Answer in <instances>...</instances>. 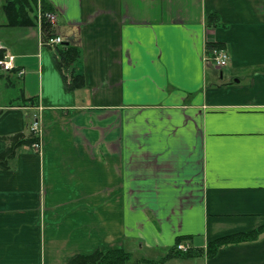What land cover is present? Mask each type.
Wrapping results in <instances>:
<instances>
[{
	"label": "crops",
	"instance_id": "1",
	"mask_svg": "<svg viewBox=\"0 0 264 264\" xmlns=\"http://www.w3.org/2000/svg\"><path fill=\"white\" fill-rule=\"evenodd\" d=\"M44 1L80 57L60 67L35 19L10 23L0 0L15 56L0 70V156L42 125L40 151L0 164V264L116 248L149 264H264V230L208 251L264 226V0ZM178 242L191 253L168 255Z\"/></svg>",
	"mask_w": 264,
	"mask_h": 264
},
{
	"label": "trees",
	"instance_id": "2",
	"mask_svg": "<svg viewBox=\"0 0 264 264\" xmlns=\"http://www.w3.org/2000/svg\"><path fill=\"white\" fill-rule=\"evenodd\" d=\"M37 0H4L3 9L10 16V23L12 24H32L34 22L38 23L37 18ZM42 19H41V35L42 42L46 45H58V65L60 67H68L73 64L80 57V49L74 45H64L65 42L59 44H50L48 43L50 39L57 36L55 25L46 18V13L54 11L51 5L46 1H41L40 4ZM34 11V15H30V11ZM215 46H221L217 42H209L206 44L207 52L209 53L210 49ZM84 85V76L82 74H72L69 87L72 89L81 87ZM34 100V99H33ZM36 136L32 134L31 138H22L15 136L13 138L12 147L3 155L0 156V164H6L8 158L13 156L15 149L18 146H21L25 143L31 144L36 141ZM264 230V226L259 229H256L253 232L247 234H232L222 236L214 241H212L208 246V251L214 253L219 247L227 245L233 242H237L243 239L254 238ZM180 241V240H179ZM179 243V242H178ZM191 249L187 252H183L185 255L191 253ZM181 254V251L177 249V245L174 248H171L168 255ZM133 254L126 250L125 248H116L110 250H101L96 249L92 253L78 255L74 257L70 264H128ZM167 255L164 257L166 259ZM148 261V260H147ZM150 261V260H149Z\"/></svg>",
	"mask_w": 264,
	"mask_h": 264
},
{
	"label": "built area",
	"instance_id": "3",
	"mask_svg": "<svg viewBox=\"0 0 264 264\" xmlns=\"http://www.w3.org/2000/svg\"><path fill=\"white\" fill-rule=\"evenodd\" d=\"M41 7L38 8V23L41 24V17H42ZM46 18L51 21L52 23H55L57 14L55 11L47 12ZM63 39L60 36H56L48 43L50 44H59L62 43ZM3 45L0 43V70L3 71H9L13 70L15 67L14 60L15 56L8 52L3 51ZM209 57L219 66L224 67L227 65L229 60V52L226 48L221 46H215L210 49L209 51ZM31 131L36 136V141L32 142L30 145H27L30 149H33L35 151H40L42 149V125L40 124L38 120V116L35 115L33 122L31 124ZM177 249L181 252H187L191 249L190 243L180 242L177 244Z\"/></svg>",
	"mask_w": 264,
	"mask_h": 264
},
{
	"label": "rangeland",
	"instance_id": "4",
	"mask_svg": "<svg viewBox=\"0 0 264 264\" xmlns=\"http://www.w3.org/2000/svg\"><path fill=\"white\" fill-rule=\"evenodd\" d=\"M39 6H37V12H36L37 15H38ZM37 18H39V17L37 16ZM41 18H43V17H41ZM149 260L150 259H148L146 256L143 255V252H135L133 254L132 258L130 259V261L128 262V264H149ZM150 261H154V260L151 259Z\"/></svg>",
	"mask_w": 264,
	"mask_h": 264
}]
</instances>
